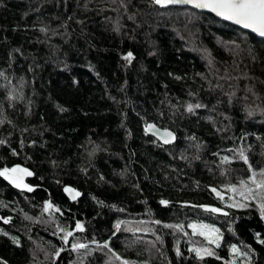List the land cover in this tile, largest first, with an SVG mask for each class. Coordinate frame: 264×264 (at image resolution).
<instances>
[{
    "label": "trees",
    "instance_id": "trees-1",
    "mask_svg": "<svg viewBox=\"0 0 264 264\" xmlns=\"http://www.w3.org/2000/svg\"><path fill=\"white\" fill-rule=\"evenodd\" d=\"M14 167L33 190L0 176V264H264L247 196L264 172V39L149 0H0V172Z\"/></svg>",
    "mask_w": 264,
    "mask_h": 264
},
{
    "label": "snow or ice",
    "instance_id": "snow-or-ice-1",
    "mask_svg": "<svg viewBox=\"0 0 264 264\" xmlns=\"http://www.w3.org/2000/svg\"><path fill=\"white\" fill-rule=\"evenodd\" d=\"M156 4H159L161 6H166L168 4H190L192 7L197 9H208L211 12H214L217 16L222 17L224 20L231 21L234 24L240 25L241 27L245 29H250L252 32L259 34L261 37H264V0H154ZM131 53L125 59L130 60ZM196 107H200V105H197ZM192 106L188 107V111L191 112ZM153 125H148V129L153 128ZM165 138L171 137L172 133L165 132L164 133ZM165 142L167 143L168 140L165 139ZM243 156V153H241ZM227 159V158H225ZM245 162H247V158L244 157ZM15 173H24L26 175H31V172H27V170L22 168H12V169H4L3 172H0V176H4L6 179H9L12 183H14L17 187L22 186V181L20 177L14 176ZM257 174L253 173L252 177H250V181L252 184H254L256 187L253 188H247V196L256 198L258 197L261 201L259 204V208L261 210V215L264 217V172L259 173L260 179L257 180L256 178ZM242 184L246 185L247 181H242ZM23 187H27V185H23ZM31 191V188L28 189ZM231 191L236 192L238 191L234 186L230 188ZM66 191H69V189H66ZM215 191V189H213ZM79 195V193H77ZM219 196V193H217ZM241 196H245V192H240ZM223 199V197H220ZM162 204H165V201H161ZM52 205L47 204L45 206V211H47L49 208H51ZM206 211H211L213 213L219 212L220 209L217 208H211L206 209ZM227 215V213H225ZM7 222V221H5ZM159 223V222H157ZM120 225L117 224L116 228L119 230ZM166 227H180V226H170L166 225ZM190 227L193 229V233L195 234L197 230L199 229V234L201 236H205L206 239H208L209 243H216V240L212 238V233H216L218 230L211 228L208 225H190ZM77 230H83L82 225L77 223L76 225ZM73 233L71 231L67 232L65 235V243H68L67 237L72 236ZM264 242V241H262ZM87 245L83 243H75L73 244V250L83 249L86 248ZM104 247H107L105 244ZM196 255L200 256L201 251L195 250ZM207 252L208 250H204ZM235 251V249H233ZM179 254V253H178ZM208 254H211L208 252ZM119 259V257H117Z\"/></svg>",
    "mask_w": 264,
    "mask_h": 264
},
{
    "label": "water",
    "instance_id": "water-1",
    "mask_svg": "<svg viewBox=\"0 0 264 264\" xmlns=\"http://www.w3.org/2000/svg\"><path fill=\"white\" fill-rule=\"evenodd\" d=\"M149 1L153 2L155 6H157L158 8H161V9L177 8V7H179V8H189V9L194 10V11H198V12H201V13H206V14L212 15L213 17L219 19L220 21L226 22V23H228V24H230V25H232V26H234L236 28H239V29H241L243 31H246L248 33H251V34L255 35L258 38L264 39V37H261L259 34L252 32L250 29H245V28L241 27L240 25H237V24L232 23L231 21L224 20L222 17L217 16L214 12H211L208 9H197V8L192 7V5H190V4H179V3H177V4H168L166 6H161L159 4H156L154 2V0H149ZM148 125H153L154 127L151 128V129H148ZM144 131H145V134H147L148 136L152 137L153 139H155L157 142H159L163 146L171 145L174 142V134H173V132H171L170 130H167V129L158 128V127H156L152 123H148L145 126ZM165 132L172 133V136L165 138V136H164V133ZM165 139L168 140L167 143L165 142ZM14 168H21V167H14ZM27 172H29V171H27ZM13 175L14 176H17V177H20V179L22 181V186L17 187L9 179H6L3 176L7 185H9L13 189H16V190H18L20 192H25V193H30L33 190V187L27 183V180L29 179L30 175H26L24 173H15ZM23 185H27V187H23ZM29 188H31V191L28 190ZM211 192L218 199H221L220 197H223V195L220 192H218L217 190H215V191L212 190ZM217 193H219V196L217 195ZM66 195H67V197L70 200H73V198H74V192H72V191H66ZM211 208H213V207L203 206L201 209L203 211H206V209H211ZM207 212H211V211H207Z\"/></svg>",
    "mask_w": 264,
    "mask_h": 264
},
{
    "label": "rangeland",
    "instance_id": "rangeland-1",
    "mask_svg": "<svg viewBox=\"0 0 264 264\" xmlns=\"http://www.w3.org/2000/svg\"><path fill=\"white\" fill-rule=\"evenodd\" d=\"M192 232H193V229L191 228ZM197 233H199V229L197 230ZM66 235V234H65ZM65 235L62 236V238L64 239L65 238ZM212 238L216 240L217 242V239H218V236H217V233H212ZM65 240V239H64ZM211 244H215V243H211Z\"/></svg>",
    "mask_w": 264,
    "mask_h": 264
},
{
    "label": "bare ground",
    "instance_id": "bare-ground-1",
    "mask_svg": "<svg viewBox=\"0 0 264 264\" xmlns=\"http://www.w3.org/2000/svg\"><path fill=\"white\" fill-rule=\"evenodd\" d=\"M206 14V13H205ZM216 190V189H215Z\"/></svg>",
    "mask_w": 264,
    "mask_h": 264
}]
</instances>
